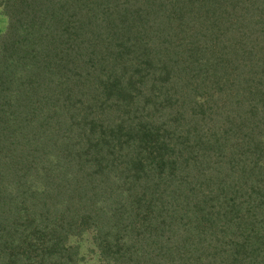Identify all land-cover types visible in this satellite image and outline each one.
<instances>
[{"label": "trees", "instance_id": "16d2710c", "mask_svg": "<svg viewBox=\"0 0 264 264\" xmlns=\"http://www.w3.org/2000/svg\"><path fill=\"white\" fill-rule=\"evenodd\" d=\"M0 14V264H264V0Z\"/></svg>", "mask_w": 264, "mask_h": 264}, {"label": "rangeland", "instance_id": "374dc122", "mask_svg": "<svg viewBox=\"0 0 264 264\" xmlns=\"http://www.w3.org/2000/svg\"><path fill=\"white\" fill-rule=\"evenodd\" d=\"M5 24V18L0 14V31L3 29ZM91 245L87 235H82L80 239V251L84 256L86 264H99L96 260L95 255L90 252Z\"/></svg>", "mask_w": 264, "mask_h": 264}]
</instances>
